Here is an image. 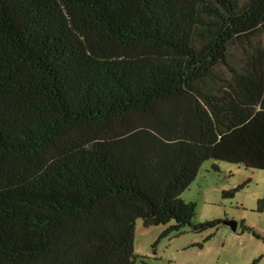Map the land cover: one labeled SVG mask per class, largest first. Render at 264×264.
Segmentation results:
<instances>
[{"label": "trees", "instance_id": "obj_1", "mask_svg": "<svg viewBox=\"0 0 264 264\" xmlns=\"http://www.w3.org/2000/svg\"><path fill=\"white\" fill-rule=\"evenodd\" d=\"M258 33L264 0H0V264L216 228L180 196L206 161L264 171Z\"/></svg>", "mask_w": 264, "mask_h": 264}, {"label": "rangeland", "instance_id": "obj_2", "mask_svg": "<svg viewBox=\"0 0 264 264\" xmlns=\"http://www.w3.org/2000/svg\"><path fill=\"white\" fill-rule=\"evenodd\" d=\"M254 42L263 45V33H258ZM233 53L238 59L242 57L234 49ZM214 164L219 171L213 170ZM224 191L233 192V197L224 198ZM180 198L197 205L194 224L220 223L201 233L186 227L179 235L161 238L167 226L145 227L138 219L134 234L136 264H264V208L258 206L264 200L263 170L206 161ZM232 222L237 224L236 231Z\"/></svg>", "mask_w": 264, "mask_h": 264}, {"label": "water", "instance_id": "obj_3", "mask_svg": "<svg viewBox=\"0 0 264 264\" xmlns=\"http://www.w3.org/2000/svg\"><path fill=\"white\" fill-rule=\"evenodd\" d=\"M230 225L232 226L233 230L236 231L237 229V224L235 222L230 223ZM135 260V259H134Z\"/></svg>", "mask_w": 264, "mask_h": 264}, {"label": "crops", "instance_id": "obj_4", "mask_svg": "<svg viewBox=\"0 0 264 264\" xmlns=\"http://www.w3.org/2000/svg\"><path fill=\"white\" fill-rule=\"evenodd\" d=\"M218 169H219V167H218ZM264 234V233H263ZM262 239H263V241H264V237H263V235H262Z\"/></svg>", "mask_w": 264, "mask_h": 264}, {"label": "built area", "instance_id": "obj_5", "mask_svg": "<svg viewBox=\"0 0 264 264\" xmlns=\"http://www.w3.org/2000/svg\"><path fill=\"white\" fill-rule=\"evenodd\" d=\"M263 237H264V234H263Z\"/></svg>", "mask_w": 264, "mask_h": 264}]
</instances>
